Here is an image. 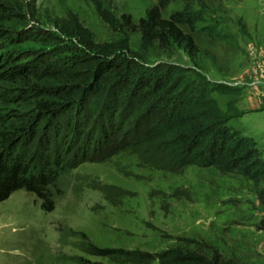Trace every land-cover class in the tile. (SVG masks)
Returning <instances> with one entry per match:
<instances>
[{"label": "rangeland", "instance_id": "1", "mask_svg": "<svg viewBox=\"0 0 264 264\" xmlns=\"http://www.w3.org/2000/svg\"><path fill=\"white\" fill-rule=\"evenodd\" d=\"M185 1L174 0L162 16L181 10ZM100 2L117 17L130 14L134 24L155 4ZM207 3L209 12L195 27L179 25L195 41L196 54L190 56L177 44H156L148 51L150 62L191 67L212 83L239 87L237 94L215 97L222 108L234 101L242 114L232 117L230 126L264 150V0ZM68 12L75 13L98 42L121 35L100 18L92 0H0V61L13 55L24 64L39 54L58 60L54 19ZM140 36L138 29L130 32L132 49H138ZM6 68V62H0V73ZM30 94L20 80H0V131L12 130L19 117L33 113ZM94 120L86 119V127ZM142 135L130 125L95 148L91 141L100 160L90 153L93 160L60 174L52 189V210L23 189L1 201L0 264H161L158 259L131 263L91 255L83 250L88 242L145 253L197 248L207 255L217 251L238 264H264V206L258 198L264 184L214 167L189 165L171 172L119 147Z\"/></svg>", "mask_w": 264, "mask_h": 264}, {"label": "trees", "instance_id": "2", "mask_svg": "<svg viewBox=\"0 0 264 264\" xmlns=\"http://www.w3.org/2000/svg\"><path fill=\"white\" fill-rule=\"evenodd\" d=\"M92 1L100 18L120 32V37L98 42L77 15L68 12L54 19L59 30L55 37L60 46L58 60L39 54L24 64L17 63L13 55L0 61L7 67L0 80L28 85L33 111L19 117L12 130L0 131V202L23 189L41 199L43 208L52 210V189L60 174L93 160L91 156L100 160L95 155L100 151L91 150V141L95 148L130 125L143 135L119 147L139 154L156 168L179 172L189 165L214 167L264 184V150L230 126L231 118L242 114L234 101L222 108L215 97L237 94L240 88L212 83L191 67L153 64L149 59L148 51L156 44L161 48L177 44L190 56L196 54L195 41L179 25L195 27L209 12L207 1L211 0H186L168 18L162 12L174 0H155L137 24L130 14L117 17L100 0ZM137 29L141 36L134 50L130 32ZM89 117L95 120L87 128ZM69 156L72 160H63ZM258 198L264 206V189ZM81 236L87 240L84 233ZM83 250L131 263L158 259L161 264H238L217 251L207 255L197 248L145 253L88 242Z\"/></svg>", "mask_w": 264, "mask_h": 264}, {"label": "water", "instance_id": "3", "mask_svg": "<svg viewBox=\"0 0 264 264\" xmlns=\"http://www.w3.org/2000/svg\"><path fill=\"white\" fill-rule=\"evenodd\" d=\"M261 225H262V223H261Z\"/></svg>", "mask_w": 264, "mask_h": 264}]
</instances>
